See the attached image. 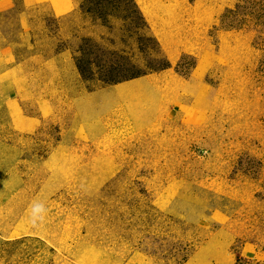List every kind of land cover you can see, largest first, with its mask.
Returning a JSON list of instances; mask_svg holds the SVG:
<instances>
[{"label":"rangeland","instance_id":"1","mask_svg":"<svg viewBox=\"0 0 264 264\" xmlns=\"http://www.w3.org/2000/svg\"><path fill=\"white\" fill-rule=\"evenodd\" d=\"M52 2L0 0V264H264V0Z\"/></svg>","mask_w":264,"mask_h":264},{"label":"crops","instance_id":"2","mask_svg":"<svg viewBox=\"0 0 264 264\" xmlns=\"http://www.w3.org/2000/svg\"><path fill=\"white\" fill-rule=\"evenodd\" d=\"M25 3L26 2H28V3H39V1H45V0H23ZM46 1H48L49 2V4H50V6H51V9L53 10V12L55 13V14H57V15H63V14H65V13H63V12H58L56 9H55V7H54V4H53V2H52V0H46ZM69 4V11L70 10H72L73 8H74V0H70V2L68 3ZM69 11H67V12H69ZM66 12V13H67Z\"/></svg>","mask_w":264,"mask_h":264},{"label":"clouds","instance_id":"3","mask_svg":"<svg viewBox=\"0 0 264 264\" xmlns=\"http://www.w3.org/2000/svg\"><path fill=\"white\" fill-rule=\"evenodd\" d=\"M46 209L42 204H34L33 205V213H44Z\"/></svg>","mask_w":264,"mask_h":264},{"label":"bare ground","instance_id":"4","mask_svg":"<svg viewBox=\"0 0 264 264\" xmlns=\"http://www.w3.org/2000/svg\"><path fill=\"white\" fill-rule=\"evenodd\" d=\"M120 91H126L125 88H122ZM126 95L125 92H123V96ZM121 97V96H120ZM26 119V118H25ZM16 124L19 125V126H23V125H26L24 123V120L17 114V117L14 119Z\"/></svg>","mask_w":264,"mask_h":264}]
</instances>
